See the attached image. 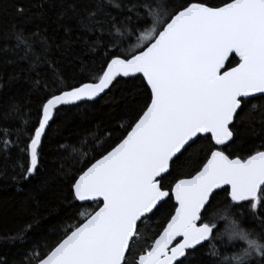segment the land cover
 Listing matches in <instances>:
<instances>
[{
	"label": "snow or ice",
	"instance_id": "obj_1",
	"mask_svg": "<svg viewBox=\"0 0 264 264\" xmlns=\"http://www.w3.org/2000/svg\"><path fill=\"white\" fill-rule=\"evenodd\" d=\"M10 13L0 177L37 186L0 264H264V142L237 154L235 124L264 99V0H0ZM121 82L138 83L110 98L118 123L51 147Z\"/></svg>",
	"mask_w": 264,
	"mask_h": 264
},
{
	"label": "trees",
	"instance_id": "obj_2",
	"mask_svg": "<svg viewBox=\"0 0 264 264\" xmlns=\"http://www.w3.org/2000/svg\"><path fill=\"white\" fill-rule=\"evenodd\" d=\"M39 2L40 0H3L4 4L16 3L24 6L26 9ZM208 2L218 4L221 0H208ZM14 22L17 24L20 23V19L15 17L14 14L10 13L0 16V27H6ZM28 27H31V25ZM77 51L79 52V45H77ZM81 55H83L85 63H91L87 54L81 53ZM76 70L79 74V67H77ZM136 83L138 82H121L117 84L107 96H102L94 103H91L90 108L84 112L83 118L80 116L74 117L72 123L59 134L50 131L49 137H55L51 142V147L56 149L58 146L57 141L64 142L66 139L74 143L78 137H83L88 130L94 129L97 125L111 126L113 123H118V119L121 115L120 110L116 108L113 103H109V100L113 95L119 99L121 92L127 95V89L135 90L134 84ZM250 101V104L245 105L240 110L235 121L239 136L236 146L238 150L237 154L241 155L246 154L249 150H253L254 146H259L264 142V99L255 98ZM252 105H256L255 110H252ZM55 127L56 125L54 124L53 128ZM45 146L47 149L49 146L48 140L45 141ZM86 150L87 148L82 149V151ZM260 150H264V148ZM55 155L56 153L53 152L49 154L46 159L50 161ZM36 186V181H33L31 185L25 183L23 185V191H17V188L21 187V185H17L10 180L0 177V233L10 232L28 219L25 206H27L30 211L35 210V204L27 200V194ZM60 191L61 189L57 186L52 189L51 192L37 197L41 203V211H44V205L56 208V196L59 195ZM53 193H55V196ZM69 213L70 210L60 208L58 210V215L50 217L49 220L41 225L37 235H39V232L43 231L48 224L55 223ZM221 227H223V225ZM146 234L150 235L151 229H149ZM17 253V247L10 245L0 246V254H3L0 258H11Z\"/></svg>",
	"mask_w": 264,
	"mask_h": 264
},
{
	"label": "water",
	"instance_id": "obj_3",
	"mask_svg": "<svg viewBox=\"0 0 264 264\" xmlns=\"http://www.w3.org/2000/svg\"><path fill=\"white\" fill-rule=\"evenodd\" d=\"M255 98H259V97H254V98H250V99H255ZM97 99H99V98H97Z\"/></svg>",
	"mask_w": 264,
	"mask_h": 264
},
{
	"label": "flooded vegetation",
	"instance_id": "obj_4",
	"mask_svg": "<svg viewBox=\"0 0 264 264\" xmlns=\"http://www.w3.org/2000/svg\"><path fill=\"white\" fill-rule=\"evenodd\" d=\"M251 100V99H250Z\"/></svg>",
	"mask_w": 264,
	"mask_h": 264
}]
</instances>
